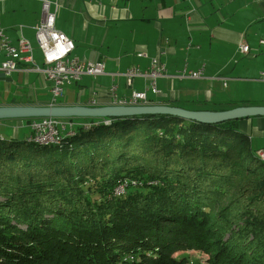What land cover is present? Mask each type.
<instances>
[{
	"label": "trees",
	"instance_id": "16d2710c",
	"mask_svg": "<svg viewBox=\"0 0 264 264\" xmlns=\"http://www.w3.org/2000/svg\"><path fill=\"white\" fill-rule=\"evenodd\" d=\"M246 120H90L49 145L0 135V264H264V160Z\"/></svg>",
	"mask_w": 264,
	"mask_h": 264
},
{
	"label": "crops",
	"instance_id": "0c3cea01",
	"mask_svg": "<svg viewBox=\"0 0 264 264\" xmlns=\"http://www.w3.org/2000/svg\"><path fill=\"white\" fill-rule=\"evenodd\" d=\"M52 1L59 5L56 22L59 31L63 32L58 28L60 6L71 11L77 26L84 24L86 35L83 41L75 31L68 35L76 46L72 57L105 64V74L93 78L91 87L87 85L91 78L84 77L82 83L77 86V101L65 103L67 105H110V90L114 86L117 88V96L122 99H129L133 92L146 93L150 104L173 106L174 101H177L180 107L194 111H211L240 104L264 106L262 92L248 93L245 98L234 99L225 97L214 89L216 83H222V86L227 88V80L233 83V89L236 91L242 92L255 86H259L261 90L264 88V80L259 79V73L264 67V45L260 44V41L264 40V31L258 30V36L252 34L255 38L249 37L248 34L250 26L264 22V0H257V11H236L232 15L224 9L221 10L223 7L217 10L215 8L214 12L210 10L209 3H214L215 0H173V3L171 0H158L155 19L143 17L137 21L132 19L130 11L119 8L120 3L127 5L135 0ZM41 9L40 0H0V23L4 34L14 46L21 38L29 41L34 48V60L37 46L35 27L40 23ZM236 17H241L242 20L238 22L239 27L234 29L232 22ZM109 22L112 25L104 30L106 34L103 46H95L93 37L87 40L89 33H98L99 29L106 27L105 24ZM126 23H131L132 26L129 27L130 24ZM151 25L157 29H151ZM112 27L123 30V35L122 38L115 36L108 42L107 33ZM241 45L249 46V55L240 53ZM83 46L88 48L82 49ZM139 53H146L148 58H139ZM239 56L247 57V60L238 62ZM152 58H158L166 67L167 77L157 81L159 95L150 91L148 80L137 78L133 87H128L125 78L126 72L132 67L139 66L142 71H147ZM30 66L21 64L19 71L9 78L0 73V83L7 85L4 90L16 92L32 86L36 81L31 80V75L37 77L38 74L30 71ZM199 70H203L201 79L179 77L184 71L186 73ZM87 92V98L82 100ZM48 100L46 99V102ZM62 100L65 101L64 98ZM8 105L11 104L0 102V106ZM14 105L27 104L18 102ZM16 123L20 124L19 120ZM0 125L8 124L0 121ZM242 129L249 135L254 149L264 154V117L243 121Z\"/></svg>",
	"mask_w": 264,
	"mask_h": 264
},
{
	"label": "built area",
	"instance_id": "2783aa9c",
	"mask_svg": "<svg viewBox=\"0 0 264 264\" xmlns=\"http://www.w3.org/2000/svg\"><path fill=\"white\" fill-rule=\"evenodd\" d=\"M113 1V0H110ZM41 2V20L35 27V37L38 48L43 56V67H37L34 57L33 48L29 41L21 38L16 46L12 45L4 34L0 23V73L6 77L11 76L19 70V65H31V71L42 75L45 80L51 83V92L54 97L52 102L61 97L64 88L73 82H79L83 76L98 77L104 74V63H93L72 57L75 50V43L59 31L56 26L59 5L52 0H40ZM264 45V40L260 41ZM240 53L244 56L249 55L250 48L248 45L240 46ZM139 58H148L146 53H139ZM166 74L165 65L161 64L158 58H152L150 67L147 71H142L139 66L128 69L125 74L128 87H132L134 80L144 78L150 80V90L153 94H158L156 81ZM180 78L201 79L203 70L197 72L185 71L179 76ZM259 79L264 80V69L259 73ZM116 87H112L110 92L114 96V105L135 106L146 104L145 93L133 92L129 99H119L116 95ZM59 122L52 119H43L32 126L35 135L29 138L50 139L52 135H61L57 130ZM88 125V124H87ZM86 126V125H85ZM72 132V131H70ZM68 134V133H67ZM259 155L264 156L262 152ZM120 193V192H117Z\"/></svg>",
	"mask_w": 264,
	"mask_h": 264
},
{
	"label": "rangeland",
	"instance_id": "374dc122",
	"mask_svg": "<svg viewBox=\"0 0 264 264\" xmlns=\"http://www.w3.org/2000/svg\"><path fill=\"white\" fill-rule=\"evenodd\" d=\"M135 2V3H134ZM158 0H135L131 1L129 4L124 5L122 3L121 6H119L120 9H127L130 11V14L132 15L133 20H142L143 17H146V19H155L154 15L157 13V7H158ZM171 3H173V0H171ZM222 8L221 10H225L226 12L230 13L232 15L236 11H246V10H251L253 12L255 9L256 11L258 10V2L257 0H236L231 2L230 0H215L214 3L210 2L209 3V8L214 12L215 8ZM240 15V14H239ZM243 17L242 15H240ZM227 17V16H226ZM238 17V16H237ZM232 22V25L235 27H239V23L241 22L242 18L239 17ZM228 18V17H227ZM109 20V19H107ZM120 22V21H119ZM234 23V24H233ZM130 24L129 27H131V23H126ZM112 25V23H106L104 28H100L98 33H89L87 40H89L91 37H93V44L97 47L103 46L105 43V28H109ZM231 27V26H229ZM58 28H60L66 36L70 35L71 32L75 31L74 33L77 34L79 33V39L83 41L85 35H86V30L84 29V24L81 23L80 26H77V21L73 19L71 11L67 10L65 8H62L60 6V15H59V20H58ZM151 29H157L154 27V25H151ZM237 29V28H236ZM258 30L264 31V22L254 24L249 27V37L255 38L253 35L258 36ZM156 32V31H155ZM261 33V32H260ZM123 35V30H117L114 27L110 28L108 33H107V39L108 42L112 40L115 36H118V38H122ZM260 36H262L260 34ZM69 37V36H68ZM70 38V37H69ZM36 39V37H35ZM71 39V38H70ZM260 39V37H259ZM72 40V39H71ZM73 41V40H72ZM74 42V41H73ZM36 45L35 46V63L36 66L38 67H43V57L41 55V52L38 48V43L36 40ZM32 46V45H31ZM76 47V46H75ZM33 48V47H32ZM87 46H83L82 49H87ZM34 50V48H33ZM247 57H242L239 56L237 58L238 62H241L243 60H247ZM261 60V55L257 60V63L259 64ZM102 63V62H101ZM264 69V67L262 68ZM38 74V73H37ZM229 74V73H228ZM37 76V75H36ZM40 76L35 77L34 74L31 75V80L35 79V83L32 86H29L26 88V90L20 91V89L16 92H6V84H1L0 83V102L5 103L8 102L11 105H14V103L20 102L23 104L27 105H45L46 104V99H52L53 95L50 92L51 89V83L47 84V89H44L42 82L38 79ZM40 79H44L42 76ZM228 79V78H226ZM242 81V80H241ZM82 81H79L78 83H74L70 86H66L64 88V93L62 97L57 98L58 101H63L62 98H64L67 102L70 101H77V96L79 92V88L77 87L79 84H81ZM89 83V84H88ZM92 83H94L93 78L90 79L89 82H87L88 87H91ZM228 87L224 88L222 86V83H216L214 89L215 92H220L223 94L225 97H232L234 99H239V97L245 98L248 93H264V88L262 87V90L259 88V86H255L253 88H249L244 90V91H236L233 89V83L227 80ZM83 84L86 85L85 82ZM42 85V86H41ZM46 86V85H45ZM242 96H240V94ZM25 95V96H24ZM88 92L86 95L83 96L82 100H85L87 98ZM232 95V96H230ZM226 107V106H224ZM77 122L79 121H85L90 123V119H75ZM35 120H19L20 124H17V120H4L2 122H6L8 125H0V135H2L5 140L10 141L12 139L17 140V141H23L25 140L28 136L30 135H36L37 132H33L32 126L34 123H36ZM109 121V120H106ZM103 120L100 121H95L97 125H106ZM93 123V122H92ZM111 125V124H110ZM109 126V125H106ZM92 127V124L86 125V128ZM68 132L72 131L71 128H68ZM66 131V132H67ZM119 191L122 194L123 193V188L122 186L118 187L116 191ZM226 204V203H225ZM177 258H186L189 262V264H208V257L200 252H180L176 254Z\"/></svg>",
	"mask_w": 264,
	"mask_h": 264
},
{
	"label": "water",
	"instance_id": "95a60500",
	"mask_svg": "<svg viewBox=\"0 0 264 264\" xmlns=\"http://www.w3.org/2000/svg\"><path fill=\"white\" fill-rule=\"evenodd\" d=\"M29 70L31 71V66ZM104 74H105V70H104ZM38 76H40L41 78L42 75L38 74ZM84 77L97 78L91 76H83L79 81H82ZM165 77H167L166 74H164V76H162L161 78H165ZM40 80L43 84L44 89H46L47 84H49L50 82L45 80V78ZM148 81L150 82V80ZM74 83H78V82H73L72 84ZM51 94L53 95L52 92ZM159 94L160 91H158V94H154V95H159ZM110 95L112 97V104L105 106H94V105L91 106V105H83V104L67 105L65 104L67 103L66 100H65L66 102L63 100L64 101L63 103L62 101H58L57 99L56 102H52L53 98L49 99L45 105L0 106V121L35 120L36 123H38V121L40 122L43 119H52L60 123V125L57 127V130L61 133V136H65L67 135V133H70L67 131L68 128L74 130L79 125L90 124L89 122L84 123L85 121L77 122L75 119H90V120H94L93 123H96L95 122L96 120L111 121V119H123V118L137 117V116H173L201 124L216 125L229 121L264 117V106H241L225 111H205V110L194 111L179 106L150 104L147 99V96H146L147 99L146 104L135 105V106H122V105H114L113 102L115 98L111 92ZM117 98L119 97L117 96ZM123 99H127V98H123Z\"/></svg>",
	"mask_w": 264,
	"mask_h": 264
},
{
	"label": "bare ground",
	"instance_id": "6f19581e",
	"mask_svg": "<svg viewBox=\"0 0 264 264\" xmlns=\"http://www.w3.org/2000/svg\"><path fill=\"white\" fill-rule=\"evenodd\" d=\"M105 124H111V121H106ZM72 133H73V130H72V132L68 133L67 136L72 135ZM62 137L63 136H61V135H52V137L50 139L29 138V141L34 142V143L39 144V145H49V144L58 143L59 141H61ZM259 157L262 160H264V156L259 155ZM117 192H119V191L117 190Z\"/></svg>",
	"mask_w": 264,
	"mask_h": 264
}]
</instances>
